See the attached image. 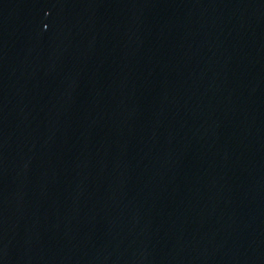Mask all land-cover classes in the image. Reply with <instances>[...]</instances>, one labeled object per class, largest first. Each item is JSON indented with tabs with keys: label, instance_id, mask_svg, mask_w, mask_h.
<instances>
[{
	"label": "water",
	"instance_id": "1",
	"mask_svg": "<svg viewBox=\"0 0 264 264\" xmlns=\"http://www.w3.org/2000/svg\"><path fill=\"white\" fill-rule=\"evenodd\" d=\"M0 264H264V0H0Z\"/></svg>",
	"mask_w": 264,
	"mask_h": 264
}]
</instances>
